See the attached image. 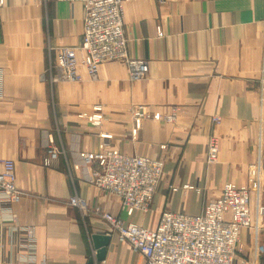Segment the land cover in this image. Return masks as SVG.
Wrapping results in <instances>:
<instances>
[{"label":"crops","instance_id":"obj_1","mask_svg":"<svg viewBox=\"0 0 264 264\" xmlns=\"http://www.w3.org/2000/svg\"><path fill=\"white\" fill-rule=\"evenodd\" d=\"M84 17L80 2L0 0V161L15 163L22 197L13 212L18 225L35 228L38 262L146 264L70 199L156 230L165 211L197 215L226 184L247 185L255 165L253 226L241 232L235 264H264V0H125L128 55L147 61L145 77L133 80L126 64L111 62L95 77L80 67L81 81L49 84L55 51L80 46ZM98 104L101 128L78 117ZM103 132L115 151L164 160L147 213L128 216L90 183L94 164L82 156L98 152ZM50 150L57 158L46 166ZM94 236L110 237L100 258ZM16 237L0 217V264H15Z\"/></svg>","mask_w":264,"mask_h":264},{"label":"built area","instance_id":"obj_2","mask_svg":"<svg viewBox=\"0 0 264 264\" xmlns=\"http://www.w3.org/2000/svg\"><path fill=\"white\" fill-rule=\"evenodd\" d=\"M70 4H83L85 17L83 34L79 47L61 48L55 51L50 62V80L81 81L78 70L85 67L95 77L99 67L105 63L122 62L127 65L130 77L140 80L148 72L145 60L131 59L128 55V39L124 31L125 0H47ZM93 112L79 115L91 126L101 128L105 117L102 105L93 107ZM146 117L144 107L134 111L135 120ZM168 122L173 116L166 117ZM219 123L220 118L214 119ZM103 141L96 153L83 154L86 163H93L90 177L92 186L116 196L128 216L139 211L147 213L153 199L163 183L164 160L147 156H130L115 151L108 143L109 135L100 133ZM137 135L133 134L136 139ZM166 147H162L165 149ZM219 146L214 139L208 143L207 162L217 160ZM57 153L49 151L44 164L50 166ZM258 169L249 168V180L245 186L226 184L221 196L205 204L197 215L185 213H162L156 230H148L137 224H126L111 214H103L96 207L74 196L73 207L82 212L101 216L121 242L128 244L134 252L144 256L146 264H235L241 250L242 230L253 226L251 191L257 182ZM174 191L177 189H173ZM16 166L11 160L0 161V217L3 224L12 225L17 235L12 247L15 264H46L38 262L37 240L33 226L17 224L13 205L20 201Z\"/></svg>","mask_w":264,"mask_h":264},{"label":"water","instance_id":"obj_3","mask_svg":"<svg viewBox=\"0 0 264 264\" xmlns=\"http://www.w3.org/2000/svg\"><path fill=\"white\" fill-rule=\"evenodd\" d=\"M110 241L109 236H94L95 248L98 250L99 258L103 256L105 248Z\"/></svg>","mask_w":264,"mask_h":264},{"label":"rangeland","instance_id":"obj_4","mask_svg":"<svg viewBox=\"0 0 264 264\" xmlns=\"http://www.w3.org/2000/svg\"><path fill=\"white\" fill-rule=\"evenodd\" d=\"M61 81H62V80H61ZM49 84H51V85L53 84V85H54V82L51 81V83H49Z\"/></svg>","mask_w":264,"mask_h":264}]
</instances>
